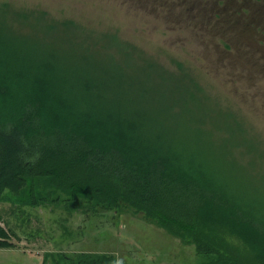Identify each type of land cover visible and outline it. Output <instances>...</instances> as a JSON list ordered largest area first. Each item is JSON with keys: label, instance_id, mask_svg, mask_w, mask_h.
Instances as JSON below:
<instances>
[{"label": "trees", "instance_id": "16d2710c", "mask_svg": "<svg viewBox=\"0 0 264 264\" xmlns=\"http://www.w3.org/2000/svg\"><path fill=\"white\" fill-rule=\"evenodd\" d=\"M252 1H262L256 11L264 17V0ZM212 2L198 8L206 24L258 28L264 37L251 1ZM55 40L17 35L0 18V196L40 179L107 208L145 213L193 245L199 264H264V175L250 176L215 139L216 127L192 128L182 111L190 101L171 95L186 86L159 72L153 83L132 78ZM0 238V248L12 247L1 227ZM101 257L92 264H110Z\"/></svg>", "mask_w": 264, "mask_h": 264}, {"label": "rangeland", "instance_id": "374dc122", "mask_svg": "<svg viewBox=\"0 0 264 264\" xmlns=\"http://www.w3.org/2000/svg\"><path fill=\"white\" fill-rule=\"evenodd\" d=\"M249 1L252 21L264 27L256 11L262 1ZM207 2L211 8L212 0H0V18L17 35L80 45L132 78L153 83L162 78L159 72L181 81L188 90L179 86L171 95L190 102L185 110H172L189 112L193 129L216 127L213 135L222 148L250 176L264 175V44L256 43L264 37L258 28L255 34L228 32L227 24L221 32L206 24L198 8ZM53 23L57 28L48 30ZM148 62L154 71L144 69ZM0 227L12 244L0 248V264H92L101 256L110 264L203 261L193 245L145 213L124 205L107 208L40 179L17 196H0Z\"/></svg>", "mask_w": 264, "mask_h": 264}]
</instances>
